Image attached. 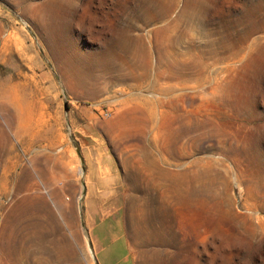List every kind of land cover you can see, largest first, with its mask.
<instances>
[{"label": "rangeland", "instance_id": "rangeland-1", "mask_svg": "<svg viewBox=\"0 0 264 264\" xmlns=\"http://www.w3.org/2000/svg\"><path fill=\"white\" fill-rule=\"evenodd\" d=\"M0 264H264V0H0Z\"/></svg>", "mask_w": 264, "mask_h": 264}, {"label": "bare ground", "instance_id": "bare-ground-1", "mask_svg": "<svg viewBox=\"0 0 264 264\" xmlns=\"http://www.w3.org/2000/svg\"><path fill=\"white\" fill-rule=\"evenodd\" d=\"M69 61H71L70 59H69V57H68V59H67V62L69 63ZM71 64H73V63H71ZM69 65V64H68ZM71 66V65H70ZM82 66V65H81ZM72 67V66H71ZM146 76V75H145Z\"/></svg>", "mask_w": 264, "mask_h": 264}]
</instances>
